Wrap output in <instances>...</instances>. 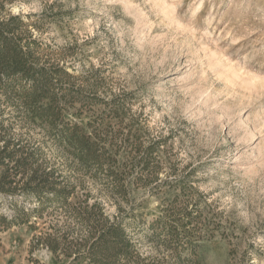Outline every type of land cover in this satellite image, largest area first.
<instances>
[{
	"label": "rangeland",
	"instance_id": "1",
	"mask_svg": "<svg viewBox=\"0 0 264 264\" xmlns=\"http://www.w3.org/2000/svg\"><path fill=\"white\" fill-rule=\"evenodd\" d=\"M92 204L110 264H264V0H0V264Z\"/></svg>",
	"mask_w": 264,
	"mask_h": 264
},
{
	"label": "trees",
	"instance_id": "2",
	"mask_svg": "<svg viewBox=\"0 0 264 264\" xmlns=\"http://www.w3.org/2000/svg\"><path fill=\"white\" fill-rule=\"evenodd\" d=\"M61 194L62 192L55 191L54 199L66 202V198ZM72 213L75 215V219L79 222L89 223L91 228L92 240L88 244L85 255L88 260L87 264H110L109 261L112 258H116L121 254L120 252L123 247L125 249L129 248V241L125 240L120 227L115 222H109L103 217L102 209L98 204H92L91 206L83 205L79 208L71 209ZM98 217L101 218L100 221ZM77 255H75L74 259L82 257Z\"/></svg>",
	"mask_w": 264,
	"mask_h": 264
}]
</instances>
